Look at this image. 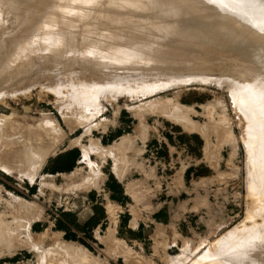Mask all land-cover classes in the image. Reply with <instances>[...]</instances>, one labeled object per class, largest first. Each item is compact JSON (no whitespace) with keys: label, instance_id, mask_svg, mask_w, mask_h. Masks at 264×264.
Masks as SVG:
<instances>
[{"label":"rangeland","instance_id":"rangeland-1","mask_svg":"<svg viewBox=\"0 0 264 264\" xmlns=\"http://www.w3.org/2000/svg\"><path fill=\"white\" fill-rule=\"evenodd\" d=\"M86 1L84 0V3H87V5L82 3V0H0V55L6 57L5 59H0V66L2 65L0 67V264H230L234 254H237V256H234V258L237 257V261L234 259L233 264L240 263L242 260L245 262L247 259L248 261L244 264H264V226H262L263 228L261 227V225H264V220H262L264 216V201L261 199L260 202L262 205H260V209L258 208V211H263L257 212L258 216H255L259 218L252 219L251 213L255 210L253 207L254 199L249 195L251 189H256L257 196L260 198L264 196V183L262 182L263 187H259L262 185L260 184V180L262 178V181L264 180V152L262 153V160L259 163V168L262 166L260 168L261 178H258V176L254 175L258 172H251V170H253L252 166L250 168L252 163H250L251 161L248 159L253 158L252 155L250 156V154H248L253 147L250 148L248 144H250V146L253 144L252 142L256 134L253 129L256 128V126H251V132L244 131L245 123L243 121V116L239 108L237 110V107H241V105L239 103L235 105L234 98L232 99V93H230L231 91L233 92V84L238 82L237 79L243 80L245 78H250L251 75L257 71V75L262 74V76H264V50L260 52L261 56H259L257 50L259 47L258 43H238L231 41L228 36H221V40L226 45L225 51L228 52L227 54L223 49L214 52L209 49L207 53H211L212 57L208 56L209 58H204L202 54L197 53V50L193 48L191 49L192 61L190 60L191 58L188 59L191 62L185 58L187 60L186 62V60L182 58L186 63L176 64L179 66H175L174 61L167 64L162 63L163 65H161L153 55H150L153 52H150V50L153 48H151L152 45L149 47L151 42L149 43L148 38H151V41L154 40V38L156 39L157 36L158 38L160 37V40L163 38V29L166 30V28H163V25H160L159 21L160 19H166V22L161 20L164 24H168V22L171 21V19H168L171 16L165 14V11H168L167 8H169L165 3L171 0H166L167 2L164 1V3L160 0V2L165 5H162L166 9L165 11L163 8L159 7L158 12H155L157 9H154L153 6L155 5L152 6V4H156L154 2L157 0H154L153 3H149V1L152 2L153 0H147L149 6L151 5L154 11L145 10L146 8L144 9V6L148 5L144 0H136L138 1L136 2L137 4H133L135 0L130 1V4L138 6H133L134 8L132 9H130L132 5L131 7H126V9L132 11L135 8V10L140 9L139 7L144 3L146 4L143 5V8H141L142 10L140 9L141 12L144 10L142 14L140 12L136 13L135 10H133V12L138 15H135V17H137L139 25H141V21L145 19L144 22H142L144 26H141L147 27L148 30H152L149 31L152 36V32H154V30L156 31L154 32L155 36L157 33L156 37L146 34L148 36L145 35L144 37L147 39L141 37V35V38L138 36L137 39L136 36H130V38L128 35V37L125 36L127 34L124 32L125 30L127 31L126 27L130 28L128 25L129 21H125V19H129L131 14L133 15L134 13H130V11L128 12V10L124 9L125 6L119 4L117 0L116 2L119 4H117V7L116 2H113V0H104L107 3L106 6H104L106 8L102 5V3L105 5L103 0H94V2H98L97 5L95 3L94 7L97 6L101 9L99 12L97 11L100 10L99 8H95L96 12H94L93 1V3L91 2V6H89L91 0H88L89 2ZM187 1L181 0L180 3H185L186 5L188 3ZM60 2H64L65 4L68 3L69 5L67 4L66 6L62 3L65 8L68 6V10L62 7L63 10L61 11L58 8L61 4ZM108 2H110L112 6ZM140 2L141 5L138 4ZM160 2L158 1V5L156 4V6H159V4L161 5ZM213 2L214 6L213 4L210 6L214 8L218 0H216V2L214 0ZM230 2H232V4L237 3L238 9L236 6H233L235 9L231 8L232 10H237L240 15L229 9L230 7L228 5H224V2H218L217 6L222 4L224 7H222V5L221 7L224 10L226 8V13L229 12L227 7L230 13L233 12V15L236 13L235 17L238 15V22H245L246 19L242 17H244L245 14L246 18L247 16H251V13L253 15L254 8V12L259 7V11L264 8V0H242L241 2L232 0ZM99 3L102 6H98ZM113 3L115 5L114 8L119 7V13L126 10L125 13H121L123 16L124 14L126 15V12H128V14L130 13L128 18L126 17L127 15L124 16L126 17L124 18V22L127 26L123 22V19H121L124 23L122 26L126 28L125 30L119 27L121 25H116L118 26L117 31L115 24H112L113 22L109 23L113 17L115 18V15L119 11L116 9V14L111 11L114 10ZM178 3L179 1L177 0L175 4L174 0L175 6H172L175 8L177 5L179 6L180 3ZM75 6L82 8L80 11H82L83 14H81V12L72 11V8L73 10L78 9ZM122 6L123 8H121ZM90 7L93 8L91 9ZM179 7L181 8V4ZM221 7L220 10L218 9L219 11L216 9H211L209 11L211 12L213 10L214 12H212L214 14L217 11L216 17H219L218 14L221 15L220 13L224 12ZM53 8L56 9L53 10ZM57 9H59L60 12ZM69 9L74 12V14L69 12ZM159 9H163L161 12H164L165 15L162 13L160 14L163 16L157 15L156 13L159 14ZM177 9L178 8H176V10ZM221 9L223 11H221ZM179 10H181L180 13L184 12L183 17L176 15L179 13ZM182 10L183 9H178L176 12L172 11L173 15L171 14L174 16L175 13V15L178 16L176 20L179 21L177 23L180 24H178L180 27H178L175 22V16L173 18L174 20L171 21L172 24H176L175 26L182 30L186 28H196L201 25L202 22L210 23L211 26L210 24L208 26L213 29H217L218 27L222 28V25L225 24L222 21L218 22V18L215 19L216 17H213L215 15L208 11L204 12V16L203 13H201L203 17L200 15V18L199 15L196 17L193 13L188 16L191 12L189 7L187 9L189 11L186 10V13L185 10ZM63 11H68L70 14H62ZM170 11L167 13H170ZM101 12H103V15H105L104 12H106L111 19L108 23H104L107 21L105 20L107 16H105V19L103 18L105 21H102V25L100 24L101 20L98 19V25L96 18L103 16ZM55 13L56 18L54 17ZM91 13H93V15ZM230 13L228 14L230 15ZM247 13L250 14L247 15ZM75 14H77L75 18L80 15H85L80 17L81 19L79 17L76 18V20L79 19L76 21L73 18ZM208 14L213 15L212 18L209 19L208 17L211 16H207ZM87 15H89V17H87ZM94 15H97L96 18L94 17L95 20L91 19ZM165 16H167V18H164ZM68 17L70 19H68ZM133 17L134 15L132 18ZM138 17H142L143 19L141 18V20H139ZM72 18L73 22L79 21V24H81L80 30L83 31V38L85 36L83 44L85 42L86 45L94 41L92 46L86 45V47L92 48L95 45V48H97V46L101 48L103 46V41L105 42L106 40L105 36L102 35L112 32V29L120 33L119 40H116V42L114 41L115 46L121 41L123 42L122 45L124 43L130 45L132 43V38L133 43L130 46L133 47L131 48L138 50L137 48L142 47L141 51L139 48L138 54L131 57L132 61H134L136 65H139L137 69L106 70L105 76L103 75L104 77L102 78L88 72L90 69L89 64L79 60V62H77V60L73 62L76 57L73 58L74 56L68 54L71 52L70 47H75L76 44L75 49H77L78 46L81 48L84 47V45L81 41L83 40L82 36H79V34H81L78 28L79 24H74L70 21ZM118 18L120 19V16H118ZM87 19L91 24L88 23ZM100 19H102V17ZM133 20H136V18ZM157 20H159V25L157 24L159 29H161L160 26L163 28L162 32H159L160 34L157 32L159 30L152 29V26H156L155 22ZM67 21L71 23L68 24ZM137 21L136 23L138 24ZM42 22H44V25H42ZM146 22L150 24L153 22L155 25L151 24V29H149L147 24L145 25ZM244 22L238 23V27L236 26L237 35L239 37L236 40L239 42L244 41V39H247V37L252 34L240 29ZM83 23L91 27H89V29H87L88 26H86L87 28H83ZM194 23L199 25L195 24L196 26H194ZM212 23L213 25L217 24L218 27L213 26ZM220 23L222 25H220ZM170 24L169 22L168 25ZM205 25L207 24H204V26ZM72 26L73 28L70 29ZM99 26H104L102 35V28ZM74 27L78 28L77 31L79 33L76 32ZM97 29H99L100 33ZM87 31L91 32L89 33ZM95 31H97V33ZM91 33L92 35L94 34L93 36L95 37H93ZM98 34L102 36L100 37L102 42L98 41ZM75 35H78V40H75ZM195 35L191 33L187 37L190 39L188 41L193 42ZM57 36L58 39H56ZM60 36L63 40L69 38L66 40H69L68 44H65L63 40L61 41ZM90 36L96 40H93ZM123 37H126L127 40H123ZM87 38L90 40L89 43L87 42ZM103 38L105 40H103ZM59 39L60 48L58 45ZM70 39H73V42ZM79 39L81 41L79 44L82 46L77 44ZM179 40H181V36L177 35L172 37L170 41L168 40L167 44H169V42L170 46L174 44V49H176L180 44L177 43V41L180 42ZM61 42H63L62 46H70L65 48L68 49V51L66 50L67 52L63 51L64 47H61ZM69 42L74 45H70ZM134 42L135 44L139 42V45L137 44L135 45L136 47H134ZM140 42H142L141 45ZM146 42L149 44H146ZM201 42L203 41L197 43L200 44ZM101 44L102 46H99ZM263 45L264 44L261 46ZM119 46H121V43ZM55 47H57V49ZM172 47L170 49L173 50ZM53 48L55 49L54 54L56 55L52 53V50H54ZM73 50L74 48H72V51ZM114 50H111V53ZM203 50H201V53L206 52ZM23 52L29 55L24 58L25 55ZM62 52L68 55L66 57L64 55V57H61V54H63ZM18 53L19 55H17ZM57 55L60 56L58 57L59 60L62 59L59 62L57 61ZM22 56L23 59H21ZM69 56L71 57L69 60L73 59L72 61H68ZM91 56L94 58L93 55ZM89 58L92 59L91 57ZM6 59H8V61ZM12 60L13 67H10L12 66ZM86 60L87 62L89 61L88 59ZM51 63H54V65L52 66ZM177 63L180 62L177 61ZM145 64L148 66H144ZM155 64L158 65V67H156ZM4 67H6L7 70H3L2 68ZM128 72L132 73L130 74ZM115 74L131 75V77L129 76L130 78H134V76L140 77L142 74L146 80L148 79L145 81L146 83H144L145 86H148L143 87V85L141 86L138 84V89H141L139 90L141 95L138 96L134 95L139 92H136V87L134 88V90L136 89L135 92L131 90L133 87L131 89L129 88L132 91V94L130 93L131 96L128 94L129 89L127 87H112V90L108 87L109 91H113L109 93V91L106 92L107 87L105 88L102 86L104 90L101 87L100 89L102 90L99 89L101 92L99 93L97 91L96 93L101 94L105 91V93L109 95L106 94V96L105 94H101L104 97H100L101 95H97L96 97V93H94L95 95L94 97L92 96V98H97V100L95 99L96 101L94 100L97 104L95 105L96 107H90V109L88 106L91 105L93 99L78 95L80 94L79 89L83 87L80 90H84L85 86L89 85V81L91 82L92 79L96 80V82H100L103 81V79H111ZM83 75L85 78H88V83L87 80L83 78ZM200 75L203 77L207 76L203 78ZM199 77L206 79V81H208L207 78L209 77L208 79L211 82H206L205 80L199 81L202 80L199 79ZM232 77L236 78V80L234 81ZM210 78H215L216 80L220 79V81L218 82L217 80L216 83L215 79L213 81ZM224 78L229 80L225 81ZM263 79L264 77H262V80ZM80 80L81 83L84 82L83 84L86 83L87 85L80 84ZM167 80L174 81H170L169 83ZM70 81L73 83L76 82L77 84L79 81V88L76 87L74 89L77 84L74 85ZM160 81L162 83L164 81L166 85L168 83L170 85L163 86L165 84L163 83L162 85ZM156 82H159V84L157 83V87L153 88ZM69 83L72 85L70 86ZM138 83H140V81ZM67 84L69 86H67ZM230 86L232 90L229 89ZM57 87L58 89H56ZM119 87L124 89H120L121 92L126 90L127 93H120ZM141 87L146 90L143 92ZM151 87L153 90L149 91ZM87 92L92 91L88 90ZM118 92L119 95L116 96ZM112 93L115 94L116 98H114L115 96ZM98 97H100L99 101ZM88 102H90V105L86 106ZM95 102H93L92 105H94ZM159 103L161 106H159ZM163 103L164 105L166 103V106H164ZM156 105L159 107H155ZM171 106H175L173 107L176 109L175 112H177V109H180V113L178 111L177 113L174 112L169 114L171 113ZM163 107H167L168 109L164 110ZM173 110L174 109H172V112ZM91 114L95 116L89 117ZM249 114L252 115L251 117L253 119V113L250 111ZM184 115L186 117L188 116L189 119L187 118L186 120ZM85 118L89 121L87 122ZM239 118L242 119L240 120ZM239 120L240 122L243 121L241 123L242 127L240 126ZM83 121L84 123H82ZM253 121L255 120L253 119ZM142 123L148 126L146 131ZM255 124L256 122L252 123V125ZM191 125L192 128H195L192 129ZM43 127L47 130L43 129ZM187 127L191 130H188ZM29 128L30 134H32V140L34 137L33 133L42 135V137H38V135L34 137V139L38 137V139H36L38 142L42 141L40 142L41 145L39 146V150V143H36L38 144L36 145V140H34V147H37L34 151L38 150L37 152L41 153L40 151L44 149V151L46 150L45 153H48V157L44 153L47 157L44 158L43 150L41 153L42 157L38 153V157L35 153H32L33 155L35 154L34 156L37 157V160L44 158L42 160L45 162L39 160L42 165L36 161L35 157L29 151L30 149L34 152L31 144L33 141L31 139H26L30 135ZM89 128L90 134L88 132ZM19 129L21 131H19ZM34 129H36L37 133L34 132ZM5 130H8L7 133ZM17 130L19 132H17ZM43 130H45V132L47 131V136ZM48 131L51 132L48 133ZM21 133L24 134L22 135ZM25 134L29 135L26 137ZM44 134L47 138L43 136ZM249 134L250 136H248ZM20 135L25 138L24 141L21 137L22 141L25 143H20L22 146L19 143L17 145H15L16 143H12L11 140H13V136L14 139L16 136L18 137L17 140H14L17 142L18 140L20 141ZM253 135L254 138L251 142L250 139ZM10 137H12L11 140L9 139ZM243 138L245 140L248 139V143ZM43 139H45L44 143L47 148L43 145ZM98 140H101V142L98 143ZM27 141L30 142L28 143ZM11 143L18 149H16L14 145L10 147L12 145ZM25 144L28 146V149ZM89 144L96 145V147L101 144V146L104 147L103 155H97L93 150L92 152L91 149H94V146L92 145V147ZM18 145L21 146V148ZM88 145L92 148L90 147L89 149V147H86ZM23 146L26 147H24V150L22 149ZM4 147L7 148L5 149ZM84 147L88 148L91 161H95L100 166L101 177L99 179L96 178L98 179L97 182H99V184L96 183L98 186H90L92 188L89 190L85 188L86 191L82 192L84 188L80 186L85 184V179L91 177L89 165L85 163L86 161L84 159L80 160L83 156ZM246 147L249 148L247 149ZM9 148L11 150L14 148L15 151L18 150L19 152H14V150L12 152ZM48 148L51 149L50 151L52 152L47 151ZM21 151L23 154L27 153V155H23ZM5 152H9L8 154L10 155L5 154ZM12 153H14V156ZM16 155H18V157H16ZM23 157L25 159H23ZM12 158H14V163L12 162ZM16 158H18L19 161L26 162V164L20 163V161L19 163L22 166L20 165L21 167H19V164H16L18 163V161L16 162ZM26 159L33 160L34 164L30 160L28 163ZM6 160L8 161L6 162ZM35 161L36 164L38 163L37 167L35 166ZM27 163L29 165H27ZM30 165H34V168H37V171H35L38 173L37 175H33L35 173L31 175L30 170L33 172L34 168L32 169L33 166L31 167ZM6 166L15 168V170L13 172H8L6 171ZM41 167L42 169H40ZM248 167L251 170H249ZM150 168L153 170L151 171ZM21 169L23 171H21ZM144 170H146V172ZM249 171L250 174L252 173L253 175H251L253 177L255 176L256 179L258 178L259 181L254 179L249 174ZM62 173H65V176H63ZM153 174L154 176L152 177ZM146 176H148V178ZM248 176L253 181H251ZM139 180H145L144 182L142 181L145 186H142V189H140L141 191L136 194L131 191L129 192L128 185L126 186V184L131 181L136 182ZM256 181L260 183L257 184ZM247 182L250 183L248 184ZM252 182H254L253 185L251 184ZM78 186L81 189H79ZM253 186L258 187L254 188ZM139 193L145 197L140 198L137 196ZM136 197H139L138 199L140 200ZM260 217H262V219H260ZM249 219L255 222L253 223ZM258 225L260 226L258 227ZM241 229L242 232L245 230V234H249L250 232L251 235L246 234L244 236V233L242 235L240 232ZM247 229L250 231H247ZM232 230L237 231L236 237L238 238L233 236L235 233L234 231L232 232ZM259 230L263 232V235ZM28 231H30L33 236L31 234L29 235L27 233ZM238 231L241 236H238ZM253 232L261 236L256 237ZM231 234L233 235L231 236ZM230 236L235 240L231 239ZM222 237L226 240L224 238V240H222ZM239 237L241 240H239ZM241 237L243 240L247 238V243L250 242L251 238L255 239L246 246L243 244L245 240L242 243ZM259 237L263 238H260V240ZM227 239V245H221L223 243L222 241H227ZM230 239L232 241H230ZM238 242H241V244ZM213 243H219V245H215L216 248L221 245L218 248V252L220 251L219 253H217ZM210 246H212V248L214 246L215 250H211L212 248ZM222 246H225V249H227V246L230 248L225 251ZM243 247H245V249ZM209 249L211 251H209ZM231 249L235 250V252L230 251ZM238 249L241 250L239 254L236 253ZM248 250L249 252L251 250V253H241L244 251L248 252ZM228 251L229 254H227ZM222 254H224V256H221ZM249 254H251L252 257H250ZM244 255L245 257L247 256V259H243ZM241 258L242 260H240ZM225 260L230 261V263ZM251 260L253 261L252 263L249 262ZM241 264H243V262H241Z\"/></svg>","mask_w":264,"mask_h":264},{"label":"bare ground","instance_id":"bare-ground-1","mask_svg":"<svg viewBox=\"0 0 264 264\" xmlns=\"http://www.w3.org/2000/svg\"><path fill=\"white\" fill-rule=\"evenodd\" d=\"M83 2L82 3H84V0H82ZM86 1V0H85ZM88 1V0H87ZM86 1V2H87ZM90 1V0H89ZM88 1V2H89ZM94 2V0H91L90 1V3L91 2ZM104 1V0H103ZM128 1H129V3H128ZM117 0V2L119 3V4H121V5H124L125 7H124V9H126V7L128 6V7H131V5L132 4H130V1H133V0ZM138 1H140V0H138ZM138 1H136L135 0V2L133 3V4H135L136 2H138ZM144 1H146L147 3L146 4H148L147 6H144V9L145 10H153L154 11V9L156 8L157 10H155V12L157 11L158 12V8L159 7H161V8H163L164 9V11L166 10L165 9V7H163V6H165V5H163L161 2H160V0H157V1H155L154 2V0L151 2V1H149V3H158V1L161 3V5L159 4V6H156V4H152V6L153 5H155V6H153V8L154 9H152V7H151V5L149 6V3H148V1L147 0H144ZM143 1V2H144ZM163 1V3H164V1L165 2H167L166 0H162ZM169 1V0H168ZM179 1V3L181 2V0H178ZM183 1H187V0H183ZM214 0H188L187 2V4L185 5V3L184 4H182V3H180L181 4V8L179 7L180 6V4H179V6L177 5V7H175L174 8V6H175V4L177 3V0H175V4H174V0H171V1H169L168 3H171V4H168V3H165L166 5H167V7H169V8H167L168 9V11H170V13H167L168 11L166 10L165 12V14L167 15V16H171V17H169L168 19H171V21L172 20H174L173 18H174V16H175V20L178 18V16H176V15H180V16H184L183 14H184V12H182V13H180V11L181 10H179L178 12V14H176L175 15V13H174V16H172L173 15V12L172 11H174V12H176L178 9H183L182 11H184L185 9H186V7H187V9H188V7H189V10H191V12L188 14V16L191 14V13H193V15H196V17H197V15H199V17L201 18V13H203V16H204V12L205 11H208V12H210L209 10H211V9H216L217 11H219L220 10V7H221V5L222 4H220V5H218L217 6V4H218V2L219 3H221V2H224L223 4L224 5H228L230 8L229 9H231L232 10V8L233 9H235L234 7L236 6V8L238 7L237 6V3H233L232 4V2H230V1H232V0H218V2H217V4H215L216 6L213 8V6H214V2H213ZM238 1H242V0H238ZM92 2V3H93ZM102 2V1H101ZM105 2V1H104ZM113 2H116V0L114 1L113 0ZM116 2V7L119 5L118 3ZM173 2V3H172ZM215 2H216V0H215ZM61 3V2H60ZM59 3V4H60ZM62 3H64V2H62ZM62 3L58 6V8L62 11L63 9H65V10H68V6H67V8H65L63 5H62ZM90 3H88V4H90ZM92 3L89 5V6H91L92 5ZM95 3H96V5H97V1H95L93 4V7L95 6ZM108 3H110V2H108ZM125 3V4H124ZM231 3V4H230ZM68 3H64V5L66 6ZM85 5H87V3H84ZM106 2H105V5L102 3V5H103V7L104 6H106ZM118 4V5H117ZM128 4H130V5H128ZM137 4V3H136ZM138 4H140L141 5V2L140 3H138ZM143 4V3H142ZM145 3L143 4V5H146ZM211 4H213V6H210ZM236 4V5H235ZM241 4V3H240ZM69 5V4H68ZM102 6L100 3L98 4V6ZM109 5V4H108ZM110 5L112 6V4L110 3ZM113 5H114V3H113ZM120 5V6H121ZM139 5V6H140ZM143 5L141 6V7H139L140 9L141 8H143ZM158 5V4H157ZM163 5V6H162ZM172 5H174V6H172ZM224 5H222V7H224ZM231 5V6H230ZM71 6V5H70ZM134 5H132V7L130 8V9H132V8H134L135 6H138V5H135L134 7H133ZM171 6H172V8H171ZM225 6V7H226ZM234 6V7H233ZM55 7H57V6H55ZM62 7H63V9H62ZM76 8H78L77 6H75ZM74 7V8H75ZM80 7V6H79ZM93 7H90L91 9L93 8ZM115 7V5L113 6V8ZM127 7V8H128ZM149 7V8H148ZM216 7H218V8H216ZM221 7V8H222ZM232 7V8H231ZM70 8V7H69ZM97 9V8H99L100 9V7H94L93 9ZM102 8V7H101ZM104 8H106V7H104ZM108 8V7H107ZM112 8V7H111ZM112 8V9H113ZM121 8H123V6L121 7ZM151 8V9H150ZM176 8H178L177 10H176ZM56 9V8H55ZM54 8H53V10H55ZM59 9H57L58 11H59ZM71 9V8H70ZM69 9V12H72V11H75V12H81V14H83V12L82 11H80L82 8H78V9H76V10H73V8H72V11ZM91 9H90V11H91ZM96 9H95V11L94 12H96ZM119 10V7L118 8H114V10H111L113 13L115 12V14H116V12H117V10ZM136 9V8H135ZM135 9H133V10H135ZM140 9H138V10H140ZM162 9V10H163ZM175 9V10H174ZM186 9V10H187ZM219 9V10H218ZM223 9V8H222ZM221 9V11H223ZM228 9V7H227V10L229 11L228 13H230V10ZM238 9V8H237ZM239 9H240V6H239ZM255 9V8H254ZM254 9H253V15H252V13H251V16H247V18H246V14L244 15V17H242L243 19H246L245 20V22H244V24L241 26V28L240 29H242L243 31H248L251 35L250 36H248L247 37V39H244V41H242V42H239V41H237L236 39L237 38H239L238 37V35H237V29H236V26L238 25V23H243V22H238V15H240L238 12H237V10H232L233 12L235 11V12H237L238 13V15H237V17H235L236 15V13H234V15H233V12H231L232 13V16H231V13H230V15L228 14V13H226V8H225V10H224V12L223 13H220L221 15H219L218 14V16L219 17H216L217 16V11L215 12V14L211 11L210 13H213V15H215V16H213V15H207V16H211V17H208L209 19L210 18H212V16L215 18V19H217L218 18V22H220V21H222V22H224L225 24H221L220 23V25H222V28H219L218 26H217V24L216 25H213V23H212V25L213 26H216V27H218L217 29L215 28V29H213L212 27V29L208 26L209 24H208V22H206V23H203V27H202V23H201V25H199V24H197V23H194L193 25L194 26H196L195 24H197V25H199V26H197L196 28H193V29H190V28H186L185 30H182V29H179L178 27H180L179 25V23H177V22H179V21H175L176 22V24L178 25V27L177 26H175L176 24H172V22L171 21H169L171 24L170 25H168L169 24V22H168V24H164V23H162L161 22V20H163V21H165L166 19H160V21L159 20H157L156 22H155V24H156V26H152V29L154 30V29H157V30H159V31H157L158 32V34H160L159 32H162V29L163 28H166V30H164L163 29V31H164V34H163V38H161V40H160V37L158 38V36H157V33H156V36H157V38H158V40H157V38L155 39L154 38V40H152V41H154V42H152L151 41V38H148V40H149V43H150V45H149V47L151 46V48H153L152 50H150V48H149V50H150V52H152L150 55H153V57L154 58H156L157 60H158V63H160L161 65H163L162 63H170L171 61L173 62H175V66H179V65H176V64H184V62L185 61H183V59L182 58H184V60H188V59H190L191 58V49H196L197 50V53H199V54H202V56L204 57V58H209L208 56H211V53H207V50H212V52H214V51H219V49H223V51L224 52H226V54L228 53L227 51H225V48H226V45H225V43L221 40V36H228V37H230V39H231V41H235V42H238V43H258L259 44V47L257 48V50H258V55L259 56H261V54H260V52L261 51H263L264 50V48H263V46H261L262 44H264V8H263V10L261 9L260 11L258 10V9H260V7L258 8V9H256V11L254 12ZM84 10V9H83ZM105 10V9H104ZM121 10H123V9H121ZM126 10H128V12L130 11L129 9H126ZM126 10H123L122 12L123 13H125V11ZM133 10L132 11H130V13L132 12V13H134L133 12ZM138 10H135V12L137 13V12H140L141 14L144 12V10H143V12H141V10L140 11H138ZM162 10H160L159 9V14L158 13H156L157 15H159V16H161L162 14L163 15H165L164 14V12H161ZM186 10H185V13H186ZM189 10H187V11H189ZM98 12L99 11H101V9L100 10H97ZM220 11V12H221ZM55 12V11H54ZM53 12V13H54ZM60 12V11H59ZM68 12V11H67ZM66 11H63V13L62 14H70L69 12L67 13ZM84 12H85V10H84ZM120 12V10L118 11V13ZM121 12V13H122ZM128 12H126V15L124 14V16H126L127 18H128V15L130 14H128ZM145 12H147V11H145ZM73 14H74V12H72ZM87 13V12H86ZM85 13V14H86ZM89 13V12H88ZM105 13V15H103V12H101V14L104 16H101L99 13V15L102 17V19H100V18H96V16L94 15V16H92L93 18H91V19H94V17L96 18V22H97V20L99 19V20H101V25L103 24V22L105 21V20H107L106 22H104V23H108V21L111 19V17L110 16H108L107 14H106V12H104ZM117 13V14H118ZM121 13H119V14H121ZM136 13H134L133 15H134V17L132 18V14H131V16L129 17V19H125V21H129L128 22V25L130 26V28L129 27H126L127 28V31L125 30L126 28H125V26L123 27L122 25H124V18H126V17H124L123 16V14H121V15H119L118 14V16H120V19L118 18V16H117V14L115 15V14H113V15H115V18L113 17V19H111V21H109V23L111 22H113L112 24H115V26L116 25H121V26H119L120 28H124L123 30H125L124 32H126L127 34L125 35L126 37H128L129 36V38H130V36H136V39L138 38V36H139V38H141V37H144L146 34H150L151 36H152V34H151V32H149V31H152V30H148L147 29V27L145 28V27H142V26H144L143 24L144 23H142V22H144V20H142L141 21V25H139V22L137 21V17H135V15H136ZM160 13H162V14H160ZM219 13V12H218ZM84 14V15H85ZM92 15H93V13H91ZM172 14V15H171ZM182 14V15H181ZM228 14V15H227ZM250 14V13H249ZM248 13H247V15H249ZM56 13L54 14V17L56 18ZM77 14H75L74 15V17H73V15H72V17L76 20V18H80V17H82V16H84V15H80V16H78V17H76L75 18V16H76ZM90 15V14H89ZM89 15H87V17H89ZM162 15V16H163ZM193 15H191V16H193ZM201 15V16H200ZM60 16V15H59ZM59 16H57V17H59ZM69 16V15H68ZM105 16H107V19H105ZM117 16V17H116ZM123 16V17H122ZM136 16H138V15H136ZM167 16H165L164 18H167ZM202 16V17H203ZM242 16H243V14H242ZM61 17V16H60ZM86 17V16H85ZM84 17V18H85ZM109 17V18H108ZM144 17V16H143ZM177 17V18H176ZM185 17H187V16H185ZM70 18H71V15H70ZM69 17H68V19H70ZM73 18L70 20V21H72L73 20ZM84 18H82L83 20H85ZM103 18L105 19V20H103ZM119 20H118V19ZM134 18H136V20H133ZM142 18V17H141ZM141 18H139L138 17V19L139 20H141ZM161 18V17H160ZM58 19H60V18H58ZM57 19V20H58ZM64 19V18H63ZM81 19V18H80ZM90 19V20H91ZM116 19V20H115ZM121 19H123V22H122V20ZM143 19V18H142ZM159 19V18H158ZM215 19H213L214 21H216ZM61 20H62V18H61ZM65 20V19H64ZM74 20V21H75ZM77 20H79V19H77ZM76 20V21H77ZM83 20H81V21H83ZM88 20V19H87ZM95 20V19H94ZM93 20V21H94ZM98 20V21H99ZM59 21V20H58ZM80 21V22H81ZM103 21V22H102ZM136 21L138 22V24L136 23ZM158 21H159V24L161 25H163V28H162V26H160V28L161 29H159V24H158ZM167 21V20H166ZM165 21V22H166ZM60 22V21H59ZM73 22V21H72ZM87 22V21H86ZM85 22V23H86ZM161 22V23H160ZM1 23H4V22H1ZM67 23H68V21H67ZM71 22H69L68 24H70ZM74 24H76V23H78L79 24V21L78 22H73ZM88 23H90V21L88 20ZM93 23V22H92ZM122 23V24H121ZM130 23V24H129ZM173 23H174V21H173ZM199 23V22H198ZM77 24V25H78ZM91 24V23H90ZM97 24H98V22H97ZM126 24V23H125ZM147 24V26L149 27V29H151V24L153 25L154 23L152 22L151 24L149 23V22H146L145 23V25ZM150 24V25H149ZM154 24V25H155ZM158 24V25H157ZM204 24H207V25H205L204 26ZM228 24V25H227ZM39 25V24H38ZM42 25H44V22H42ZM45 25H46V23H45ZM65 25H66V23H65ZM71 25H73V24H71ZM71 25H69V26H71ZM80 25L81 24H79L78 26V28H79V30L81 29V27H80ZM85 24L83 23V28L85 27V28H87L86 26H88V24H86L85 26H84ZM93 26H94V23L92 24ZM99 25V24H98ZM105 25V24H104ZM107 25H109V24H107ZM168 25V26H167ZM192 25V26H193ZM39 26H41V25H39ZM69 26H66V27H69ZM95 26H97V25H95ZM126 26H127V24H126ZM167 26V27H166ZM174 26V27H173ZM208 26V27H207ZM210 26H211V24H210ZM42 27V26H41ZM44 27V26H43ZM89 27H91V26H88V28L87 29H89ZM100 27V26H99ZM104 27V26H103ZM103 27L101 26L100 28H102V31H101V35H102V32H103ZM112 27V26H111ZM114 27V26H113ZM238 27V26H237ZM71 28H73V26L72 27H70V29ZM78 28H76V27H74V29L76 30V32H78L77 31V29ZM82 28V29H83ZM115 28V27H114ZM117 28H118V26H116V30H117ZM203 28V29H202ZM65 29V28H64ZM69 29V28H68ZM95 29V28H94ZM110 29H112V28H110ZM129 29V30H128ZM179 29V30H178ZM91 30V29H90ZM98 31H99V29H97ZM115 29H112V32H110V33H104V35H102V36H105V38H106V40L103 38V40H105V42L103 41V46H102V44L101 45H99V46H102L101 48L99 47L98 48V46H97V48H95V45H94V47H88L89 45H93V42H92V44H91V42L89 43V38H87V42L89 43V44H86V45H88L87 47H86V45H85V42H84V44H83V41H84V39H85V36H84V38H83V31H81V34H79V36H82V39L83 40H81L82 41V44L84 45V47H79L78 45H81V44H79L81 41H80V39H79V41L77 42V49H75V47H76V44H75V47H70V46H68V45H66V46H68V47H70L71 48V52L73 53L74 51V53L72 54L71 52H70V48H69V52L70 53H68V54H71L72 56H74L73 58H75V60H73V62H76V60H77V62H79V61H82V62H85V63H87V64H89L90 65V69H89V71L88 72H91V74L92 75H97V76H100V77H104L105 76V72H106V70H118V69H127V70H134V69H137V67L139 66V65H136L135 64V62L134 61H132V58L131 57H133V55H136V54H138V50H139V48H137L138 50H135L134 48H131V47H133V46H130V45H132V43H133V40H132V38H131V41H132V43L130 44V45H126L125 43V45L123 44L122 45V41H121V39H122V37H121V39H120V43H121V46H119L120 45V43H116L117 45L115 46V43H114V41L116 42V40H119V38H120V33L119 32H117ZM122 30V29H121ZM120 30V31H121ZM85 31H86V29H85ZM92 31V30H91ZM91 31H87V32H91ZM94 31V30H93ZM96 33H97V31H95ZM117 32V33H116ZM147 32V33H146ZM154 32H156L155 30H154ZM154 32H152L153 33V36L154 37H156L155 36V34H154ZM79 33V32H78ZM96 33H95V35H96ZM99 33H100V31H99ZM193 34V35H195V33H196V35H195V39H194V41L193 42H189L188 40H190V39H188L187 37L190 35V34ZM77 34V33H76ZM119 34V35H118ZM161 34V35H162ZM91 35H92V33H91ZM94 35V34H93ZM92 35V36H93ZM99 35V34H98ZM101 35H99V37H98V41H100V42H102L101 40V38L100 37H102ZM128 35V36H127ZM140 35H141V37H140ZM149 35V36H150ZM161 35H159V36H161ZM177 35H180L181 36V40H179L180 42H178L177 41V43L179 44V46L176 48V49H174V44H172L173 45V47H172V45L170 46V42H169V44H167V42H168V40L170 41L171 40V38L172 37H174V36H177ZM76 36V35H75ZM146 36H148V35H146ZM152 36V37H153ZM61 37V36H60ZM77 37H78V35L76 36V38H75V40H78L77 39ZM91 37V36H90ZM93 37H95V36H93ZM126 37H123V40H125L126 39ZM74 38V37H73ZM79 38V37H78ZM92 38V37H91ZM90 38V39H91ZM134 38V37H133ZM145 39H147L146 37H144ZM53 39H54V37H53ZM56 39H58V36L56 37ZM67 39H69V38H67ZM66 39V40H67ZM93 39V38H92ZM95 39V38H94ZM93 39V40H94ZM50 40H51V38H50ZM63 39H62V37H61V41H62ZM65 39L63 40V42L65 41V44L67 43L68 44V41H66ZM71 40V39H70ZM96 40V39H95ZM127 40V39H126ZM224 40V39H223ZM56 41V40H55ZM72 42H73V39L71 40ZM97 41V42H98ZM131 41H129V42H131ZM147 41V40H146ZM163 41V42H162ZM182 41V42H181ZM199 41H203V42H201L200 44H198L197 42H199ZM205 41H207V42H205ZM58 42V41H57ZM57 42H56V44H57ZM63 42H61V47L63 48V51H68V49H65V48H68V47H65V45L64 46H62L63 45ZM2 43V42H1ZM53 43V42H52ZM59 43H60V39H59V42H58V45H59ZM128 43V42H127ZM139 43V42H138ZM138 43H136L135 44V42H134V47H136L135 45H137ZM149 43H147L146 42V44H149ZM230 43V42H229ZM54 44V43H53ZM69 44L70 45H74V44H71V42H69ZM95 44V43H94ZM97 44V43H96ZM100 44V43H99ZM142 44V42H140V45ZM144 44H145V42H144ZM57 45V46H58ZM139 45V44H138ZM167 45H169V46H167ZM176 45V44H175ZM55 46V45H54ZM82 46V45H81ZM119 46V47H118ZM127 46H129V47H127ZM147 46V45H146ZM144 47V46H143ZM173 48V50L172 49H170V48ZM186 47H188V48H186ZM56 49H57V47H55ZM59 48H60V45H59ZM72 48H74V50L72 51ZM142 48V47H141ZM140 48V51L142 50ZM54 49V48H53ZM65 49V50H64ZM115 49V50H114ZM188 49V50H187ZM204 49V50H203ZM60 50V49H59ZM111 50H114V51H112V53H111ZM201 50H203V51H206L205 53H201L202 51ZM32 51V50H31ZM54 51V52H53ZM66 51V52H67ZM147 51H148V49H147ZM57 52V51H56ZM110 52V53H109ZM24 53V58H26L28 55L25 53V52H23ZM28 53V52H27ZM33 53V52H32ZM52 53L54 54L55 53V49L54 50H52ZM61 53V52H60ZM63 53V52H62ZM65 53V52H64ZM61 54V57H66L67 55L66 54ZM145 53H146V50H145ZM148 53H149V51H148ZM22 54V53H21ZM20 54V55H21ZM58 54H59V52H58ZM213 54V53H212ZM17 55H19V53L17 54ZM54 55H56V54H54ZM60 55V54H59ZM59 55H57V58L58 57H60ZM64 55V56H63ZM91 55H93L94 56V58H92V56ZM214 55V54H213ZM91 57L92 59H90L89 57ZM96 56V57H95ZM98 56H100V57H98ZM218 56V55H217ZM14 57V56H13ZM54 57V56H53ZM88 57V58H87ZM152 57V58H153ZM212 57V56H211ZM2 58H6L5 56L3 57V55H0V59H2ZM14 58H17L16 56L14 57ZM71 57L69 56V58H68V61H72V60H69ZM147 58V57H146ZM186 58V59H185ZM19 59V58H18ZM21 59H23V56L21 57ZM56 59V58H55ZM54 59V60H55ZM64 59H66V58H64ZM63 59V60H64ZM86 59H90L88 62H87V60ZM7 61H8V59H6ZM20 60V59H19ZM60 60H62V59H60ZM59 60V58L57 59V61L59 62L60 61ZM67 60V59H66ZM79 60V61H78ZM180 60V61H179ZM187 60H186V62H187ZM191 61H192V58L190 59ZM4 61V60H3ZM17 61V60H16ZM56 61V60H55ZM55 61H53V62H55ZM56 61V62H57ZM177 61L178 62H180V63H177ZM181 61H183V62H181ZM189 61V60H188ZM191 61H189V62H191ZM194 61V60H193ZM6 62V61H5ZM14 62H15V59H14ZM57 62V63H58ZM64 62H65V60H64ZM153 62V61H152ZM154 62H155V59H154ZM185 62V63H186ZM1 63V62H0ZM4 63V62H3ZM8 63H10V62H8ZM12 66H10V65H8V66H10V67H13V60H12ZM10 63V64H11ZM41 63V62H40ZM67 63V62H66ZM42 64V63H41ZM52 64V66L54 65V63H51ZM59 64V63H58ZM14 65H15V63H14ZM55 65H57V64H55ZM68 65V64H67ZM151 65H153V64H151ZM156 65V64H155ZM172 65V64H171ZM2 66V65H1ZM0 66V67H1ZM5 66V65H4ZM141 66H143V65H141ZM144 66H148L147 64H145ZM84 67V66H83ZM156 67H158V65H156ZM7 68H9V67H7ZM41 68V67H40ZM3 70H5L6 69V67H4V68H2ZM44 69V68H43ZM220 69V68H219ZM218 69V70H219ZM7 70V69H6ZM57 70V69H56ZM154 70H155V68H154ZM170 70V69H169ZM174 70V69H173ZM232 70V69H231ZM237 70V69H236ZM139 71V70H138ZM172 71V70H171ZM4 72V71H3ZM87 72V71H86ZM87 72V73H88ZM160 72V71H159ZM169 72V71H168ZM238 72H239V70H238ZM65 73V72H64ZM69 73V72H68ZM72 73V72H71ZM86 73V74H87ZM114 73V72H113ZM127 73V72H126ZM128 73H132V72H128ZM139 73V72H138ZM143 73V72H142ZM151 73V72H150ZM255 73H256V75H255ZM37 74V73H36ZM77 74V73H76ZM83 74H84V72H83ZM111 74V73H110ZM109 74V75H110ZM135 74V73H134ZM239 74V73H238ZM254 74V75H253ZM252 75H251V77L250 78H245V79H243V80H239V79H237L238 80V82L236 83V84H233L232 86H233V92L231 91L232 89H231V86H230V88L229 89H231L230 91V93H232V99L235 101L234 103H235V105H237L238 103L241 105V107H237V110H238V108H239V111H240V113H241V115L243 116V121H244V123H245V132L246 131H249V132H251L250 131V128H251V126H256V128H254V129H256V130H254L253 129V131H254V133H256L255 134V138H254V135H253V137L250 139V141L252 142V139L254 138V140H253V144H252V146H250V144H248L249 145V147L251 148V147H253V148H251V150H252V152H253V154H252V152H251V150L249 151L250 153H248V154H250V156L252 155L253 156V160L251 159V158H248V159H250V163H252V165H250V168H251V166H252V169L253 170H251L249 167H248V169L249 170H251V172L253 171V173L255 172H258V173H256V174H258V175H256V174H254L255 176H258V178H261V176H260V168L262 167H260L259 168V163H260V161L262 160L261 158H262V153L264 152V88H263V85H264V79L262 80V77H264V76H262V74H260V75H257L258 74V71L257 72H254ZM73 75V74H72ZM104 75V76H103ZM136 75V74H135ZM166 75V74H165ZM217 75V74H216ZM236 75V74H235ZM64 76H65V74H64ZM63 76V77H64ZM80 76V75H79ZM84 76V75H83ZM87 76V75H86ZM130 77H131V75H129ZM129 76H127V75H121V74H115V76L114 77H112L111 79H109V80H105V79H103V81H100V82H96V80H94V79H92V80H94V81H92L91 80V82L89 81V85H87L86 83L85 84H83L84 82H82L81 83V80H83V79H81L80 80V84H83V85H87V86H85V88H84V90H80L81 88H83V87H81L80 89H79V91H80V94H78V95H83L84 97H88V98H92V96L94 97V93H96L97 91L100 93L101 91H99V89L103 86V87H107V89H108V87L109 88H111V90L113 89L112 87H118V86H124V88L125 87H127L128 89L130 88H132L133 87V89H131V90H133L134 92L136 91V89L134 90V88L136 87L137 88V91L136 92H138L139 90H141L140 88L138 89V87H139V85H143V87L145 86V84L144 83H146L145 81H147L146 79H145V77L141 74L140 75V77H138V76H134V78H130ZM201 76V75H200ZM207 76V75H206ZM206 76H204V77H206ZM218 76V75H217ZM59 77V76H58ZM62 77V76H61ZM99 77V78H100ZM127 77H129V78H127ZM133 77V76H132ZM196 77H198V76H196ZM201 77H203V76H201ZM201 77H199V79H202ZM203 77V78H204ZM210 77V76H209ZM208 77V78H209ZM212 77H213V75H212ZM219 77V76H218ZM217 77V78H218ZM84 79H88L87 77L85 78V76L83 77ZM92 78V77H91ZM98 78V79H99ZM102 78H100V79H102ZM192 78V77H191ZM207 78V80L209 81V79ZM220 78V77H219ZM228 78V77H227ZM233 78V77H232ZM60 79V78H59ZM67 79V78H66ZM155 79H158V78H155ZM155 79H152V80H155ZM162 79V78H161ZM169 79H171V78H169ZM174 79V78H173ZM177 79H179V78H177ZM198 79V80H199ZM211 79V78H210ZM215 79V78H214ZM214 79L212 78L211 80H213L214 81ZM221 79V78H220ZM220 79L218 80V82L220 81ZM225 79V81H227V80H229L230 79V77H229V79H227L226 80V78H224ZM234 79V81L236 80V78H233ZM56 80V79H55ZM85 80V81H86ZM197 80V79H196ZM203 80H205L206 81V79H202V80H199V81H203ZM217 80L215 79V81H216V83H217ZM59 81H61V80H59ZM99 81V80H98ZM140 81V83H138ZM166 81V80H165ZM167 81H169V83H170V81H172V80H167ZM174 81V80H173ZM172 81V82H173ZM204 81V82H205ZM208 81H206V82H208ZM231 81V80H230ZM71 82V81H70ZM161 82V81H160ZM198 82V81H197ZM209 82H211V81H209ZM60 83V82H59ZM71 83H73V82H71ZM87 83H88V80H87ZM157 83L159 84V82H156V83H154V85H153V88L155 87H157ZM162 83V82H161ZM160 83V84H161ZM163 83H164V81H163ZM163 83H162V85H163ZM167 84V85H170V84ZM230 83V82H229ZM233 83V82H232ZM64 84V83H63ZM63 84H61V85H63ZM74 85L75 84H77L76 82L75 83H73ZM78 84H79V81H78ZM78 84L77 85H75V87H74V89L76 88V87H78ZM139 84V85H138ZM156 84V85H155ZM165 85H163V86H167L166 85V83H164ZM172 84V83H171ZM228 84V83H227ZM60 85V84H59ZM69 85H70V83H69ZM68 84H67V86H69ZM72 85V84H71ZM70 85V86H71ZM83 85H81V86H83ZM177 85V84H176ZM231 85V84H230ZM64 86V85H63ZM65 86H66V83H65ZM64 86V87H65ZM80 86V85H79ZM148 86V85H147ZM147 86H145V87H147ZM150 86V85H149ZM158 86H160V85H158ZM59 87V86H58ZM58 87L56 88V89H58ZM102 87V88H103ZM143 87H141L142 88V90H143V92L146 90H144L143 89ZM235 87V88H234ZM79 88V87H78ZM77 88V89H78ZM159 88V87H158ZM161 88H162V86H161ZM106 89V92L107 91H109V89L107 90ZM116 89V88H115ZM120 89H122V88H120L119 87V90ZM128 90L129 91V93L128 94H132V91L131 90ZM88 90H90V91H92V92H87ZM100 90H102V89H100ZM103 90H104V88H103ZM110 90V91H111ZM117 90V89H116ZM115 90V91H116ZM119 90H117V91H119ZM122 90H124V89H122ZM150 90H153L152 89V87L149 89V91ZM158 90V89H157ZM109 91V93H111V92H113V91H111L110 92ZM131 91V92H130ZM161 91V90H160ZM103 92V91H102ZM123 93L124 92H126L127 93V91L125 90V91H122ZM121 92V90H120V93H122ZM99 93H96V97H97V95L99 96V95H101V94H107V95H109L108 93H105V91H104V93H101V94H99ZM112 94H114V93H112ZM130 94V95H131ZM134 94V93H133ZM142 94H144V93H142ZM103 95H101L100 97H102ZM106 95V96H107ZM117 95H119V92L116 94V96ZM134 95H141V93H140V91L138 92V94H134ZM4 96V95H3ZM91 96V97H90ZM105 96V97H106ZM110 96H112V95H110ZM114 96H115V94H114ZM113 96V97H114ZM116 96L114 97V98H116ZM132 96V95H131ZM84 97H83V99H84ZM100 97H98V101H99V99H100ZM104 97V96H103ZM109 98V97H108ZM114 98H113V100H114ZM89 99V100H90ZM93 99V101H92V103H91V105H90V102H88L87 103V105L86 106H88V105H90V106H88L89 108L90 107H96L95 105L97 104V102H95L96 100H97V98H92ZM95 100V101H94ZM109 100H110V98H109ZM93 102H95L94 103V105H92L93 104ZM99 103V102H98ZM160 104V103H159ZM99 105V104H98ZM163 105H164V103H163ZM158 105H156L155 107H157ZM159 106H161V104L159 105ZM158 106V107H159ZM164 106H166V103H165V105ZM177 106V105H176ZM239 106V105H238ZM153 107V106H152ZM168 107V106H167ZM167 107H163V109L165 110V109H168ZM172 107V108H171ZM170 108H171V110H170V108H169V110L171 111V113H169V114H172V113H174L175 111H176V109L175 108H173V107H175V106H171ZM148 108V107H147ZM177 108V107H176ZM181 108V107H180ZM241 108V109H240ZM91 109V108H90ZM101 109H102V107H101ZM159 109V108H158ZM172 109H174L173 110V112H172ZM104 110V109H103ZM180 109H177V112L179 111ZM182 111V110H181ZM185 111V110H184ZM183 111V112H184ZM250 111H251V113H253V119L255 120V121H253V119H252V115H250L249 113H250ZM166 112L168 113V111L166 110ZM177 112H175V113H177ZM249 112V113H248ZM179 113H180V111H179ZM184 114V113H183ZM167 115V114H166ZM236 115H238V114H236ZM90 116H92V117H94L95 115L94 114H91V115H89V117ZM185 116V115H184ZM91 117V118H92ZM183 117V116H182ZM2 118V117H1ZM88 118V117H87ZM184 118H186V120H187V118H188V116L186 117H184ZM84 119V118H83ZM82 119V120H83ZM89 119V118H88ZM88 119H86L85 118V120H87V122L89 121ZM181 119H183V118H181ZM181 119H180V121H181ZM189 119V118H188ZM240 119V118H239ZM242 119V118H241ZM240 119V120H241ZM81 120V121H82ZM92 120V119H91ZM240 120H239V122H240ZM179 121V120H178ZM242 121V122H243ZM253 121V122H252ZM143 122V121H142ZM177 122V121H176ZM190 122H192V121H190ZM242 122H240V126H241V123ZM254 122H256V124L255 125H252V123H254ZM3 123V122H2ZM82 123H84V121L82 122ZM90 123V122H89ZM187 123V122H186ZM15 124V123H14ZM91 124V123H90ZM188 124V123H187ZM186 124V125H187ZM28 125V124H27ZM33 125V124H32ZM186 125H185V127H186ZM194 125V124H193ZM31 126V125H30ZM29 126V127H30ZM142 126L144 127V129H145V131L148 129V126H146L144 123H142ZM184 126V125H183ZM3 127H5V126H3ZM33 127V126H32ZM32 127H31V130H32ZM38 127V126H37ZM41 127V126H40ZM95 127V126H94ZM242 127V126H241ZM10 128H12V127H10ZM91 128V127H90ZM90 128L88 129V132H89V134H90ZM188 128V130L190 129L189 127H187ZM191 128H192V125H191ZM195 128V127H194ZM194 128H192V129H194ZM253 128V127H252ZM43 129H46V128H44L43 127ZM197 129V128H196ZM195 129V130H196ZM16 130V129H15ZM29 130V134H30V128L28 129ZM38 130V129H37ZM47 130V129H46ZM191 130V129H190ZM198 130H200V129H198ZM6 131V130H5ZM8 131V130H7ZM7 131H6V133H7ZM19 131H21L20 129H19ZM18 130H17V132H19ZM42 131V130H41ZM41 131H40V133H41ZM44 132H45V130H43ZM193 131V130H192ZM256 131V132H255ZM22 132H24V131H22ZM32 132V131H31ZM34 132H36V129H34ZM49 132H51V131H48V133ZM262 132H263V137H262ZM5 133V132H4ZM11 133V132H10ZM15 133H16V131H15ZM25 133V132H24ZM23 133V134H24ZM26 133H28V132H26ZM33 133V132H32ZM37 133V132H36ZM47 133V131L45 132V134ZM22 134V133H21ZM22 134V135H23ZM29 134H25V136L27 137ZM34 135V137L36 136V135H38V137L39 136H41L42 137V135H39V133L38 134H35V133H33ZM43 134V133H42ZM45 134L43 135L44 137H46L47 136V134H46V136H45ZM51 134V133H50ZM242 134V133H241ZM251 134V133H250ZM250 134L248 135V136H250ZM10 135V134H9ZM19 135V134H18ZM17 135V136H18ZM32 134H30L29 136H28V138H26L27 140H29V139H31L32 138V136H31ZM49 135V134H48ZM247 135V134H246ZM1 136V135H0ZM5 136V135H4ZM16 136V140H17V138L19 137H17ZM50 136V135H49ZM252 136V135H251ZM23 138V140L25 139L23 136H21L20 135V141L18 142H15L14 140V136H13V140H11V138L12 137H10L9 139L12 141V143H16L15 145H17L18 143L20 144H22V142H24V141H22V138ZM30 137V138H29ZM34 137H33V143H31L32 144V146L34 147L35 145H34V140H36V139H38V137L36 138V139H34ZM40 137V138H41ZM1 138V137H0ZM8 138V137H7ZM47 138V137H46ZM49 138V137H48ZM245 138H247V137H245ZM5 139V138H4ZM244 139V138H243ZM9 140V141H10ZM30 140V141H31ZM41 140V139H40ZM44 140L45 139H43V143H44ZM46 140H48V139H46ZM245 140V139H244ZM3 141V140H2ZM14 141V142H13ZM30 141H27L28 143L30 142ZM31 141V142H32ZM37 141V142H36ZM35 141V144L36 143H39V145L38 144H36V145H38V148H39V150H40V142H42V141H39L38 142V140H36ZM246 142L247 141H249L248 139H246L245 140ZM244 141V142H245ZM46 142V141H45ZM99 142H101V140H98V143ZM132 142V141H131ZM2 143V142H1ZM5 143H6V141H5ZM7 143H8V141H7ZM11 143V144H12ZM25 143V142H24ZM23 143V144H24ZM27 143V144H28ZM97 143V142H96ZM248 143V142H247ZM14 144H12L10 147H12ZM20 144V145H21ZM102 144V143H101ZM101 144L100 145H97V147H96V145L94 146L93 144V146H94V149H91V151L93 150L94 152H95V154H97V155H103V146H101ZM8 145H10V144H8ZM8 145H7V147H8ZM14 145V147H16ZM26 145V144H25ZM29 145V144H28ZM44 146L46 145L45 143L43 144ZM42 145V146H43ZM48 145V144H47ZM89 145H91V144H89ZM86 146V147H89V149H90V147L92 146ZM131 145H132V143H131ZM131 145H129V146H131ZM246 145V144H245ZM4 146V145H3ZM19 146V145H18ZM22 146V145H21ZM21 146H19L20 148H21ZM27 146V145H26ZM31 146V147H32ZM43 146V147H44ZM92 146V147H93ZM98 146H100V147H98ZM6 147V148H7ZM25 146H23L22 147V149L24 150L25 148H24ZM29 147H30V145H29ZM32 147V149H33V151L37 148V147H34L33 148ZM43 147H41V148H43ZM86 147H84L83 148V156H82V158H80V160L81 159H84L86 162L85 163H87L88 165H89V168H90V171H91V177H89V178H87V179H85L86 181L84 182L85 184H82V186H80L81 188H84L83 190H82V192H84V191H86V189L85 188H87V190H89L90 188H92V187H90V186H95V185H97L96 183H98L99 184V182H97L98 181V179L101 177V171H100V166L94 161H91V159H90V156H89V151H88V148H86ZM91 147V148H92ZM248 147V148H249ZM5 148V147H4ZM5 148V149H6ZM19 148V149H20ZM45 148H47L46 146H45ZM96 148V149H95ZM98 148V149H97ZM247 148V147H246ZM247 148V149H248ZM10 149V148H9ZM9 149H8V151H9ZM16 149H18L17 147H16ZM27 149H28V146H27ZM26 149V150H27ZM49 149V148H48ZM47 149V151H49V152H52V151H50L51 149H49L48 150ZM129 149H130V147H129ZM3 150V149H2ZM13 150H14V148H13ZM13 150H11L10 149V151H12L13 152ZM22 150V151H23ZM43 151H44V149H42ZM42 150L40 151L41 153H42ZM97 150V151H96ZM9 151V152H10ZM18 151V150H17ZM17 151H15L14 150V152H17ZM21 151V152H22ZM29 151H30V153L32 154V153H35L36 154V156L38 157V154H40L41 155V153H38L37 151H34V152H32V150H30L29 149ZM46 151V150H45ZM45 151L43 152V156H44V158H47L48 157V153H45ZM92 151V152H93ZM8 152V153H9ZM19 152V151H18ZM20 152V153H21ZM24 152V151H23ZM23 152H22V154H23ZM248 152V151H247ZM7 152H5V154H8ZM11 153V152H10ZM38 153V154H37ZM46 154V156H45V154ZM13 154V156H14V153H12ZM19 154V153H18ZM31 154H29L30 156H32ZM34 154V155H35ZM53 154V153H52ZM8 155H10V154H8ZM7 155V156H8ZM23 155H27V153L25 154H23ZM33 155V156H34ZM40 155H39V157H40ZM3 156V155H2ZM5 156V155H4ZM36 156H34L35 157V159H36V161H38L39 162V164L40 165H42V163H40V161L39 160H41V161H44V160H42V159H44V158H42V159H39V160H37V157ZM11 157V156H10ZM16 157H18V155H16ZM19 157H20V154H19ZM25 157V156H24ZM23 157V159H25ZM34 157H33V160H34ZM41 157H42V155H41ZM40 157V158H41ZM5 158V157H4ZM7 158V157H6ZM26 158H28V157H26ZM30 158V157H29ZM13 159L14 158H12V162H13ZM17 160H16V162L18 161V163H16V164H19V167H21L22 165L20 164V163H24V162H22L21 160H22V157H21V162L19 161V159L18 158H16ZM5 160V159H4ZM9 160V159H8ZM8 160H6V162L8 161ZM26 160H28V159H26ZM30 160V159H29ZM29 160H28V163H29ZM33 160H30L31 162H33ZM10 161V160H9ZM23 161H25V160H23ZM36 161H35V166L37 167L38 165V163L36 164ZM5 162V163H6ZM12 162H11V164H12ZM20 162V163H19ZM45 162V161H44ZM82 162V161H81ZM14 163V162H13ZM27 163V165H29ZM24 164H26V162L24 163ZM33 164H34V162H33ZM5 165V164H4ZM21 165V166H20ZM249 165V164H248ZM17 166V165H16ZM25 166V165H24ZM31 167H32V169L34 168V165H30ZM27 167V166H26ZM3 168H4V166H3ZM28 168V167H27ZM30 168V167H29ZM23 169V168H22ZM21 169V171H23ZM26 169V168H25ZM36 169V170H35ZM40 169H42V167L40 168ZM15 170V168H12V167H9V166H6V171H8V172H13ZM17 170H19V169H17ZM29 170V169H28ZM34 171L32 172V170H30L31 171V175H32V173H35V174H33V175H37L38 173L37 172H35V171H37V168H34L33 169ZM80 170H81V168H80ZM79 170V171H80ZM150 170L152 171L153 169L152 168H150ZM78 171V170H77ZM78 171V172H79ZM82 171H84V170H82ZM127 171V170H126ZM145 172H146V170H144ZM148 171V170H147ZM150 171V172H151ZM25 172V171H24ZM23 172V173H24ZM76 172V171H75ZM81 172V171H80ZM128 172V171H127ZM155 172V171H154ZM20 173H22V172H20ZM125 173V172H124ZM148 173H149V171H148ZM148 173H145L146 175L148 174ZM152 173V172H151ZM77 174V173H76ZM127 174V173H126ZM150 174V173H149ZM148 174V175H149ZM249 174H250V171H249ZM252 174V173H251ZM250 174V175H251ZM22 175V174H21ZM26 175V174H25ZM62 175L63 176H65V173H62ZM253 175V174H252ZM251 175V176H252ZM262 175V174H261ZM154 176V174L152 175V177ZM255 176L253 177L254 179H256L255 178ZM20 177V176H19ZM29 177V176H28ZM34 177H36V176H34ZM122 177V176H121ZM124 177H126V176H124ZM147 178H148V176H146ZM150 177V176H149ZM21 178V177H20ZM30 178V177H29ZM96 178H98V179H96ZM248 178H250L249 176H248ZM256 179V180H258L259 181V179ZM22 179V178H21ZM263 179V178H262ZM262 179L260 180L261 181V183L260 182H258V183H260V184H262V182L264 183V180L262 181ZM34 180V179H33ZM96 180V181H95ZM250 180H251V178H250ZM249 180V181H250ZM143 180H139V181H134V182H130V183H128V184H126V186L128 187V190H129V192L131 191L132 193L134 192L135 194L137 193V192H139V191H141L140 189H142V186L144 187L145 185H143V182L145 181H143ZM251 181H253V180H251ZM250 181V182H251ZM249 182V183H250ZM255 182V181H254ZM254 182H252L251 184L253 185V183ZM248 183V182H247ZM248 183V184H249ZM256 183H257V181H256ZM257 183V184H258ZM204 184V183H203ZM252 185H251V187H252ZM79 186H78V188H79ZM86 186V187H85ZM98 186V185H97ZM96 186V187H97ZM250 187V186H249ZM254 188H257L258 186H253ZM259 187H263V184L261 185V186H259ZM81 188H79V189H81ZM264 188V187H263ZM263 188H262V191H263ZM78 189V190H79ZM259 189V188H258ZM144 190V189H143ZM249 191H250V189H249ZM256 189H251V193H249V195L251 196V198H253L254 199V201H253V207L255 208V210H254V212L253 213H251L252 214V216H251V218L252 219H256V218H259V217H255V216H258V213L257 212H259L258 211V208L260 207V205H262V203L260 202L261 201V199H262V201H264V199H263V197L262 198H260L259 196H257L256 195ZM259 191H261V190H259ZM259 191H258V194H259ZM264 194V193H263ZM144 195V194H143ZM260 195H261V192H260ZM132 196H133V194H132ZM137 196H139L140 198H142V197H145V196H142V195H140V193H139V195L137 194ZM253 196V197H252ZM134 197V196H133ZM138 197V198H139ZM137 198V197H136ZM137 198V199H138ZM84 199V198H83ZM138 200H140V199H138ZM203 201V200H202ZM109 203V202H108ZM200 203H202V204H204L203 202H200ZM261 203V204H260ZM264 204V203H263ZM184 207V206H183ZM182 207V208H183ZM263 208H264V206H263ZM262 208V209H263ZM260 209V208H259ZM263 211V210H262ZM262 211H260V212H262ZM263 215H264V213H263ZM261 216V215H260ZM250 220V221H252L253 223L255 222L254 220ZM260 219H262V217H260ZM262 220H264V216H263V219ZM263 222V221H262ZM264 224V223H263ZM257 225V224H256ZM261 225V224H260ZM260 225H258V227L260 226ZM262 226H264V225H261V227ZM249 227V226H248ZM253 227V226H252ZM251 227V228H252ZM260 227V228H261ZM246 228V227H245ZM250 228V227H249ZM254 228V227H253ZM263 228V227H262ZM29 229V228H28ZM27 229V230H28ZM242 229H244V228H242ZM242 229L240 230V232L242 233V235H243V233L245 232V230H244V232H242ZM235 230H236V228H235ZM249 229H247V231H248ZM257 230V229H256ZM263 230H264V228H263ZM234 230H232V232H233ZM246 231V232H247ZM250 231V230H249ZM252 231H254V230H252ZM261 230H259V232H260ZM239 232V231H238ZM240 232H239V234H240ZM257 232V231H256ZM256 232L254 233L253 232V234H255V236L257 237V236H261V235H256ZM258 232V233H259ZM262 232V231H261ZM264 232V231H263ZM263 232L261 233L262 235H263ZM29 235L31 234L30 233V231H28L27 232ZM231 233V232H230ZM229 233V234H230ZM235 233V235H233ZM234 233L233 234H231V236L233 235V236H237V231H234ZM238 234V236H241V234L239 235ZM247 234V233H246ZM245 233H244V236L246 235ZM253 234H252V236H253ZM260 234V233H259ZM32 235V234H31ZM226 235H228V234H226ZM247 235H251L250 234V232H249V234H247ZM33 236V235H32ZM229 236V235H228ZM230 236V237H231ZM252 236H250V237H252ZM224 237H226V236H224ZM224 237H222V240H224L225 238ZM248 237V236H247ZM264 237V236H263ZM263 237H259V239L261 238H263ZM224 238V239H223ZM236 238H238V237H236ZM242 238V237H241ZM246 238V237H245ZM249 238V237H248ZM229 239V238H228ZM228 239H227V241H222L223 243L221 244V245H227L226 244V242H228ZM231 239H233V240H235L234 238H232L231 237ZM230 239V241H232ZM252 239V238H251ZM250 239V242L251 241H253L254 239H252L251 240ZM260 239V240H261ZM226 240V239H225ZM238 240V239H237ZM239 240H241L240 239V237H239ZM245 240V239H244ZM243 238H242V243H243ZM246 240H247V238H246ZM244 241V245H246L247 246V244H249L250 242H248L247 243V241ZM258 240V239H257ZM217 242V241H216ZM220 243V242H219ZM219 243H216V244H218L219 245ZM225 243V244H224ZM229 243H231V242H229ZM236 243V242H235ZM235 243H234V245H235ZM239 244H241V242H238ZM246 243V244H245ZM215 243H213V245L215 246L216 245ZM233 244V243H232ZM220 245V246H221ZM252 245V244H251ZM250 245V246H251ZM214 246H213V248H212V246H210L212 249L211 250H213L214 249ZM219 246V247H220ZM229 246V245H228ZM226 247L227 249L228 248H230V247ZM209 247V248H210ZM218 247V248H219ZM223 247V246H222ZM222 247H221V249H222ZM235 247V246H234ZM238 247V246H237ZM65 248V247H64ZM215 248H216V246H215ZM218 248H216V251H217V253H219L218 252ZM224 249H225V246L223 247ZM244 249H245V247H243ZM250 248V247H249ZM248 248V249H249ZM252 248V247H251ZM68 249V248H67ZM227 249H225V251H227ZM234 249V248H233ZM233 249H231L230 251H234L235 252V250H233ZM210 249H209V251H211ZM215 250V249H214ZM243 250V249H242ZM247 250V249H246ZM67 251V250H66ZM237 251H239V252H237ZM240 251L241 250H236V253H240ZM222 252H224L223 250H222ZM212 253V252H211ZM233 253V252H232ZM241 253H251V250H250V252H249V250H248V252L246 251H244V252H241ZM224 254H225V252H224ZM224 254H222L221 256H224ZM227 254H229V251L227 252ZM207 255V254H206ZM211 255V254H210ZM214 255V254H213ZM216 255V254H215ZM233 255V254H232ZM250 255V257H252V255L251 254H249ZM234 256H237V254L235 255H233V260H232V264H233V261H234V259H235V261H237V257L236 258H234ZM183 257V256H182ZM205 257V256H204ZM207 257H208V255H207ZM239 257H240V255H239ZM241 257H242V255H241ZM244 258L243 259H245L246 257H245V255L243 256ZM249 257V256H248ZM184 258H185V256H184ZM186 258H187V256H186ZM84 259V258H83ZM86 259V258H85ZM239 259V258H238ZM247 259V258H246ZM224 260V259H223ZM240 260H242V258L240 259ZM226 261V260H225ZM247 261H248V259H247ZM247 261H245V262H247ZM226 262H228V263H230V261H226ZM241 262H243V264L245 263L244 262V260H242ZM241 262L240 263H235V264H241ZM250 263H252L253 261L251 260V261H249ZM230 263V264H231ZM247 264H249V263H247ZM253 264V263H252Z\"/></svg>","mask_w":264,"mask_h":264}]
</instances>
